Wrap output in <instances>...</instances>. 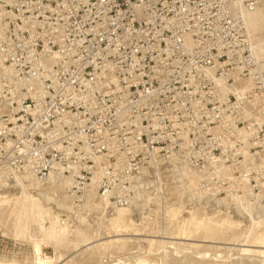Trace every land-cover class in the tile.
Listing matches in <instances>:
<instances>
[{"label": "rangeland", "instance_id": "rangeland-1", "mask_svg": "<svg viewBox=\"0 0 264 264\" xmlns=\"http://www.w3.org/2000/svg\"><path fill=\"white\" fill-rule=\"evenodd\" d=\"M211 3L209 26L198 37L185 32L187 45L169 46L163 59L167 118L147 136L144 125L108 140L58 123L49 89L59 70L106 50L101 38L113 48L121 35L108 24L113 6L0 0V264H264V33L248 21L246 40L224 0ZM100 141L115 142L127 206L99 191L93 173L108 164L92 148ZM119 215L134 231L114 226Z\"/></svg>", "mask_w": 264, "mask_h": 264}, {"label": "built area", "instance_id": "built-area-1", "mask_svg": "<svg viewBox=\"0 0 264 264\" xmlns=\"http://www.w3.org/2000/svg\"><path fill=\"white\" fill-rule=\"evenodd\" d=\"M113 6L108 16L112 33L119 38L109 49L110 39L98 43L107 49L86 54L71 63L69 72L59 70L58 81L51 82L54 96L49 105L52 115L64 128L79 138L118 139L145 133L167 118L161 99L158 75L167 49L173 44L187 45L188 38L198 37L199 28L209 26L214 18L211 0H101ZM264 5V0H224L228 14L239 18L242 34L251 39L247 15ZM209 9L210 14L202 13ZM230 22H227L229 25ZM128 33L127 40L124 34ZM139 136L144 139V136ZM112 146L100 141L92 148L101 155L94 171L100 172L97 185L102 196L115 205L127 206L121 189L125 181L118 177ZM107 154L110 157H107ZM115 160L116 164L111 166ZM47 167L39 173L47 177ZM112 171V173H110ZM105 172V173H104ZM78 179H82L79 177Z\"/></svg>", "mask_w": 264, "mask_h": 264}, {"label": "bare ground", "instance_id": "bare-ground-1", "mask_svg": "<svg viewBox=\"0 0 264 264\" xmlns=\"http://www.w3.org/2000/svg\"><path fill=\"white\" fill-rule=\"evenodd\" d=\"M247 18H248V21L250 22V25L253 26V30L258 31L259 34H260V33H264V9H263V10H262V9H261V10H260V9H259V10H255V12L248 14V15H247ZM251 26H250V27H251ZM258 32H256V33L258 34ZM262 35H264V34H262ZM187 171H188V170H187ZM182 172H183V171H182ZM187 173H188V172H187ZM183 174H184V173H182V174H180V175H183ZM157 175H158V174H157ZM159 175H160V173H159ZM180 175H179V176H180ZM28 176L30 177V175H28ZM28 176H27V177H28ZM179 176H178V177H179ZM184 176H186V175H184ZM27 177L24 176L23 178H26V179H27ZM59 177L61 178V176H59ZM181 177H182V176H181ZM23 178H22V179H23ZM152 178H153V177H152ZM176 178H177V177H176ZM57 179H58V178H57ZM158 179H159V178H158ZM178 179H179V178H178ZM182 179H183V178H182ZM15 180H17V179H15ZM23 180H25V179H23ZM51 180H52V179H51ZM70 180H71V179H70ZM179 180H181V179H179ZM52 181H53V180H52ZM52 181H51V182H52ZM51 182H50V183H51ZM62 182H63V181H62ZM15 183H16V182H15ZM28 183H29V182H28ZM30 183H31V182H30ZM36 183H38V182H36ZM67 183H69V184H67ZM22 184H23V183H22ZM59 184H61V183H59ZM59 184H58V185H59ZM38 185H39V184H38ZM65 185H66V186L70 185V182H66ZM29 186H31V185H29ZM59 186H62V185H59ZM160 186H161V185H160ZM184 186H185V185H184ZM63 187H64V185H63ZM63 187H62V188H63ZM182 187H183V186H182ZM66 188H67V187H66ZM28 193H29V192H28ZM29 195H31V194H29ZM160 195H161V194H160ZM23 196H24V195H23ZM26 196H27V195H26ZM20 197H21V196H20ZM99 197H100V196H99ZM0 198H1V197H0ZM7 199H8V198H7ZM20 199H21V198H20ZM22 199H23V198H22ZM3 200H4V199H3ZM3 200H2V201H3ZM47 200H49V199H47ZM159 200H160V199H159ZM9 201H11V199H9ZM24 201H26V202H27V201H28V202L30 201V202L32 203V201H35V199H34V198H31V199H30L29 197H24ZM24 201H23V202H24ZM23 202H22V203H23ZM26 202H24V203H26ZM28 202H27V203H28ZM105 202H106V201H105ZM2 203H3V202H2ZM9 203H11V202H9ZM9 203H8V204H9ZM31 203H28V205L31 204ZM164 203H165V202H164ZM6 204H7V203H6ZM6 204L4 203V205H6ZM106 204H108V203H106ZM0 205H3V204L0 203ZM25 205H26V204H25ZM28 205H26V206H28ZM98 205H99V204H98ZM102 205H104V204H102ZM102 205H101V206H102ZM30 206H31V205H30ZM33 206H34V205H33ZM156 206H157V205H156ZM0 207H1V206H0ZM2 207H3V206H2ZM99 207H100V206H99ZM99 207H98V208H99ZM158 207H159V205H158ZM25 208H26V207H24V210H25ZM28 208H30V207H28ZM31 208H32V207H31ZM102 208H103V207H102ZM101 210H103V209H101ZM25 211H26V210H25ZM29 211H31V210H29ZM34 211H36V210H34ZM34 211H32V212H34ZM38 212L41 213L42 211H41V212L38 211ZM45 212H46V211H45ZM29 213H30V212H27V215H28ZM33 214H34V213H33ZM35 215H36V214H35ZM39 215H40V214H39ZM29 216H30V215H29ZM31 216H32V215H31ZM31 216H30V217H31ZM119 216H120V215H119ZM167 216H168V215H167ZM40 217H41V216H40ZM111 217H113V216H111ZM116 217L118 218V219H117L118 223L115 222V223H114V226H116L115 224H117V227H120V226H121L120 228H121L122 230H124V229L127 230L128 227H129V225H131V223L128 224V225H126L127 222H125V220H126V221H127V220L129 221L131 218H129V219H123L122 216H120V217L116 216ZM116 217H114L115 220H116ZM126 217H128V215H126ZM172 217H173V216H170V217H168V218H171V219H172ZM124 218H125V214H124ZM168 218H167V219H168ZM33 219H34V218H33ZM56 219H57V218H56ZM110 219H113V218H110ZM113 220H114V219H113ZM113 220H112V221L110 220L109 222H111V223H109V224H112V222H114ZM33 221H34V220H33ZM168 221H169V220H168ZM57 223H58V222H57ZM62 223H63V222H62ZM132 223H133V222H132ZM58 224H59V223H58ZM60 226H61V225H60ZM109 226H110V225H109ZM109 226H108V227H109ZM127 226H128V227H127ZM40 227H41V226H40ZM64 227H65V226H64ZM111 227H113V226H111ZM117 227H116V228L114 227V228H115L114 232H115V231L117 232V229H118ZM131 227H133V226L131 225ZM131 227H129V229H133V231H134V228H131ZM44 228H45V227H44ZM44 228H43V229H44ZM49 228H50V227H49ZM36 229H38V228H36ZM46 229H47V227L45 228V230H46ZM55 229H56V228H55ZM59 229H60V228H59ZM59 229H58V230H59ZM65 229H66V228H65ZM65 229H63V231H64ZM105 229H106V228H105ZM121 229H120V230H121ZM41 230H42V229H41ZM50 230H51V229H50ZM52 230H53V229H52ZM56 230H57V229H56ZM58 230H57V231H58ZM106 230H107V229H106ZM46 231H47V230H46ZM48 231H49V230H48ZM112 231H113V230H112ZM112 231H110V234H111ZM127 231H129V230H127ZM127 231H124V232L128 233ZM65 232H68V231H64V233H65ZM122 232H123V231H122ZM131 232H132V231H131ZM136 232H137V231H136ZM48 233H49V232H48ZM62 233H63V232H62ZM126 233H125V234H126ZM262 233H263V232H262ZM50 234H51V235L53 234V236H56V235H54V233H52L51 231H50ZM55 234H56V232H55ZM58 234H61V233L58 232ZM115 234H116V233H115ZM120 234H121V233H120ZM135 234H136V233H135ZM257 234H258V233H257ZM259 234H261V233H259ZM62 235H64V234H61V236H62ZM65 235H67V234H65ZM115 236H116V235H115ZM119 236H120V235H119ZM121 236H122V235H121ZM259 236H260V235H259ZM262 236H263V235H262ZM50 237H51V236H50ZM109 237H110V236H109ZM253 237H254V236H253ZM255 237H256V235H255ZM124 238H125V236H124ZM257 238H258V237H257ZM262 238H263V237H262ZM57 239H58V238H57ZM87 239H88V238H87ZM251 239H252V238H251ZM261 240L264 241V239H261ZM261 240H260V241H261ZM90 241H91V240H90ZM90 241H89V242H90ZM109 241H110V240H109ZM109 241H108V242H109ZM262 241H261V242H262ZM85 242H86V241H85ZM103 242H104V241H103ZM103 242H101V243H103ZM110 242H111V241H110ZM113 242H117V241H113ZM113 242H112V243H113ZM82 243H83V242H82ZM104 243H106V242H104ZM112 243H110V244L112 245ZM117 243H118V242H117ZM252 243H253V242H252ZM107 244H108V243H107ZM113 244H114V243H113ZM263 244H264V243H263ZM81 245H82V244H81ZM104 245H106V244H104ZM244 245H245V244H244ZM107 246H109V245H107ZM178 246H179V245H178ZM250 246H251V245H250ZM259 246H260V245H259ZM262 246H264V245H262ZM35 247H36V246H35ZM100 247H102V246H100ZM180 247H181V246H180ZM245 247H246V245H245ZM36 248H37V247H36ZM88 248H89V247H88ZM98 248H99V246H98ZM103 248H106V247L104 246ZM252 248H253V247H252ZM37 249H39V248H37ZM78 249H80V248H78ZM248 249H249V248H248ZM260 249H261V248H260ZM100 250H101V249H100ZM244 250H247V249H244ZM250 250H251V249H249V251H250ZM249 251H248V252H249ZM75 252H76V251H75ZM260 252H261V251H260ZM36 253L38 254V256H40V250H37ZM263 253H264V252H263ZM73 255H74V254H73ZM260 255H261V253H260ZM138 257H140V256H138ZM68 260H69V258H68ZM146 262H147V261H146ZM146 262H145V260H144V261H139L138 264H146ZM148 262H150V261H148ZM33 263H34V262H33ZM33 263H32V264H33ZM62 263H63V262H62ZM64 263H65V262H64ZM34 264H35V263H34ZM38 264H50V262H49V261H47V262H42V260L39 259Z\"/></svg>", "mask_w": 264, "mask_h": 264}]
</instances>
